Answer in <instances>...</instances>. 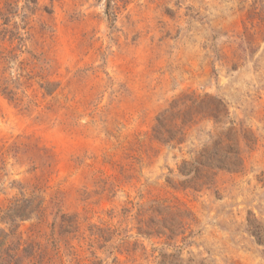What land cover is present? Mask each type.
<instances>
[{
    "label": "rangeland",
    "instance_id": "rangeland-1",
    "mask_svg": "<svg viewBox=\"0 0 264 264\" xmlns=\"http://www.w3.org/2000/svg\"><path fill=\"white\" fill-rule=\"evenodd\" d=\"M106 1L37 0L30 12L8 0L26 29L0 64L16 93H0V218L40 183L44 205L57 198L78 227L54 264H264L245 232L249 215L264 227V0H112L114 23ZM205 95L224 101L223 125L202 119L178 145L153 139L174 102ZM231 126L244 169L184 190L182 162ZM14 143L46 149L52 168L33 171Z\"/></svg>",
    "mask_w": 264,
    "mask_h": 264
},
{
    "label": "trees",
    "instance_id": "trees-1",
    "mask_svg": "<svg viewBox=\"0 0 264 264\" xmlns=\"http://www.w3.org/2000/svg\"><path fill=\"white\" fill-rule=\"evenodd\" d=\"M112 0L106 1L105 14L109 23L115 22V14L112 11ZM37 0H25L27 11H34ZM20 17V22L26 20L25 15L18 12L17 6L4 1L0 6V64H8L12 60L13 49L8 50L16 41L18 45L24 41L19 30H25L14 22ZM44 35L49 33V27L42 25ZM27 34V32L25 33ZM4 42L7 46L3 47ZM0 73V93L9 102L16 101V93L11 85L12 80L2 77ZM50 85H46L44 91L51 93ZM183 108L180 109V104ZM180 102H174L170 108L164 111L157 119L153 130V139L163 145H178L185 139V128L192 124H198L200 120H212L214 126L223 125V118H226L228 111L222 99L205 95L203 100L193 97H186ZM198 116L199 120H197ZM196 120V121H195ZM238 132L231 126L226 133H219L218 136H209V145L194 153L191 162H182L180 174L186 177L182 183L184 190L190 189L198 192L205 186L214 184L216 172L238 173L244 169V161L241 155L240 141L237 139ZM239 136V135H238ZM247 140L246 137H243ZM8 153L12 157L18 155L27 156L34 164L33 171L40 165L42 168L51 169L53 158L49 152L31 143H14ZM261 175L259 183L264 187V177ZM42 185L37 183L30 194L26 195L23 188L19 196L15 197L0 218L1 222L8 226L7 230L0 229V264H54V260L60 259V245H67L68 235L76 233L78 227L76 222L62 215L60 203L57 198H52L48 206L41 198ZM51 205V207H50ZM50 210V213L48 211ZM52 216V222L48 218ZM246 221L245 232L253 239V243L264 247V227L257 220ZM32 221L27 229L26 237L20 232V223ZM58 231L55 234L56 222ZM169 227L171 236L175 235L176 229ZM170 236V237H171Z\"/></svg>",
    "mask_w": 264,
    "mask_h": 264
}]
</instances>
